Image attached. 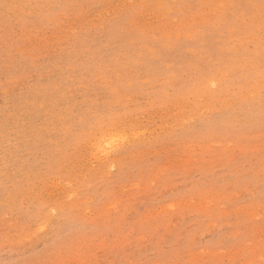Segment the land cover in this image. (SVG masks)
<instances>
[{
	"label": "rangeland",
	"instance_id": "1",
	"mask_svg": "<svg viewBox=\"0 0 264 264\" xmlns=\"http://www.w3.org/2000/svg\"><path fill=\"white\" fill-rule=\"evenodd\" d=\"M0 264H264V0H0Z\"/></svg>",
	"mask_w": 264,
	"mask_h": 264
},
{
	"label": "bare ground",
	"instance_id": "2",
	"mask_svg": "<svg viewBox=\"0 0 264 264\" xmlns=\"http://www.w3.org/2000/svg\"><path fill=\"white\" fill-rule=\"evenodd\" d=\"M166 3V2H165ZM158 7V6H157ZM222 14V13H221ZM165 25V24H164ZM175 30V29H174ZM199 31V30H198ZM188 37V36H187ZM207 56V55H206ZM212 85H213V83H212ZM213 87V86H212ZM210 88V87H209ZM115 138H117V137H115ZM114 139V138H113ZM118 139V138H117ZM122 139V138H121ZM109 140H107V142H108ZM114 141V140H113ZM122 141V140H121ZM125 141V140H124ZM105 142L106 141H104V143H103V145L105 144ZM118 142V141H117ZM126 142H127V140H126ZM113 143V142H112ZM124 143V142H123ZM106 144H108V143H106ZM115 144V143H114ZM109 146H110V142H109V144H108ZM108 145H106V148L107 147H109ZM113 145V144H112ZM117 145V143L115 144V146ZM119 145V144H118ZM122 145V144H121ZM120 145V146H121ZM118 147V146H117ZM109 148H107V150H108ZM105 150V149H104ZM102 152H104L103 150H102ZM105 153V152H104ZM107 155V154H106Z\"/></svg>",
	"mask_w": 264,
	"mask_h": 264
}]
</instances>
